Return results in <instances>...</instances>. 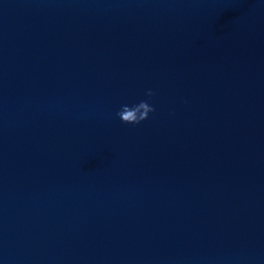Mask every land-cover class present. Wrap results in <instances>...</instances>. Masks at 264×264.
<instances>
[{
	"label": "water",
	"instance_id": "obj_1",
	"mask_svg": "<svg viewBox=\"0 0 264 264\" xmlns=\"http://www.w3.org/2000/svg\"><path fill=\"white\" fill-rule=\"evenodd\" d=\"M0 264H264V0H0Z\"/></svg>",
	"mask_w": 264,
	"mask_h": 264
},
{
	"label": "clouds",
	"instance_id": "obj_2",
	"mask_svg": "<svg viewBox=\"0 0 264 264\" xmlns=\"http://www.w3.org/2000/svg\"><path fill=\"white\" fill-rule=\"evenodd\" d=\"M155 93L151 90L147 92L148 97L154 96ZM155 108L152 107L148 101H141L140 103L128 106L123 105L117 116L124 124L139 125L149 118L150 113H153Z\"/></svg>",
	"mask_w": 264,
	"mask_h": 264
}]
</instances>
